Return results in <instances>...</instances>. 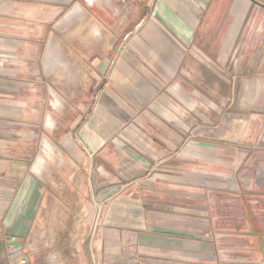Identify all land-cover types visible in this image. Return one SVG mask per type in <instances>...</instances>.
<instances>
[{
  "label": "crops",
  "instance_id": "0c3cea01",
  "mask_svg": "<svg viewBox=\"0 0 264 264\" xmlns=\"http://www.w3.org/2000/svg\"><path fill=\"white\" fill-rule=\"evenodd\" d=\"M249 110L264 0H0V263L35 264L59 147L84 209L75 264H264V189L233 193L222 165L249 154L222 142ZM42 115L58 146L31 164Z\"/></svg>",
  "mask_w": 264,
  "mask_h": 264
},
{
  "label": "rangeland",
  "instance_id": "374dc122",
  "mask_svg": "<svg viewBox=\"0 0 264 264\" xmlns=\"http://www.w3.org/2000/svg\"><path fill=\"white\" fill-rule=\"evenodd\" d=\"M53 90L55 91V88ZM55 92L60 95L62 100H65L63 93L59 90ZM42 98H45L44 94ZM53 99L52 94H47V103L42 104V111L46 110L45 114H47L51 110L57 123L61 126V113L52 109L50 105ZM263 112L262 110H249V117L244 119L243 116L242 119L239 111L238 117H235L236 111H233V138L222 142L235 149L249 152L246 158L239 163L222 164L227 168L228 181L234 187L233 193H236L241 176L244 177L243 180L248 179V182H254L258 189H264ZM41 121V139L36 146L38 152L29 158L31 164L35 162L36 156L41 154L45 146L43 142L45 137L57 145L54 133L52 134L44 127L45 115ZM57 149V155L44 158L43 161L45 166H49L50 176H53L50 181H54L56 186L43 178V181L47 183V191L42 198L37 224L31 239L34 246L31 254L35 264H75L84 243L85 221L82 218L84 209L79 197V181L73 174L70 162L65 158L60 148L57 147ZM257 196V198L264 199L260 195ZM232 209L237 212L241 207L235 203Z\"/></svg>",
  "mask_w": 264,
  "mask_h": 264
},
{
  "label": "built area",
  "instance_id": "2783aa9c",
  "mask_svg": "<svg viewBox=\"0 0 264 264\" xmlns=\"http://www.w3.org/2000/svg\"><path fill=\"white\" fill-rule=\"evenodd\" d=\"M0 264H5V263H0ZM9 264H18V263H15V262H12V263H9ZM20 264H29V261H28V259H22L21 261H20Z\"/></svg>",
  "mask_w": 264,
  "mask_h": 264
}]
</instances>
